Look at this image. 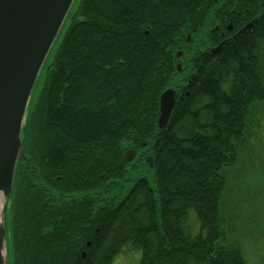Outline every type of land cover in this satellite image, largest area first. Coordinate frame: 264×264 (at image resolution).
<instances>
[{"label": "trees", "instance_id": "1", "mask_svg": "<svg viewBox=\"0 0 264 264\" xmlns=\"http://www.w3.org/2000/svg\"><path fill=\"white\" fill-rule=\"evenodd\" d=\"M231 6L79 0L23 130L10 198L15 264H113L130 244L141 264H247L223 226L246 231L260 205L253 172L264 151L250 144L264 130V10L221 50L197 44ZM169 87L180 96L160 129ZM140 166L152 180L138 175L110 200Z\"/></svg>", "mask_w": 264, "mask_h": 264}, {"label": "water", "instance_id": "2", "mask_svg": "<svg viewBox=\"0 0 264 264\" xmlns=\"http://www.w3.org/2000/svg\"><path fill=\"white\" fill-rule=\"evenodd\" d=\"M74 1L0 0V264H7L4 215L11 206L10 198L23 150L27 107L43 64ZM182 55L183 51L176 54L178 58ZM176 66L178 71L182 70L181 63ZM179 95L174 88L162 92L157 121L160 129L168 125ZM135 156L133 150L126 153L128 161ZM147 161L153 166L152 158Z\"/></svg>", "mask_w": 264, "mask_h": 264}, {"label": "rangeland", "instance_id": "3", "mask_svg": "<svg viewBox=\"0 0 264 264\" xmlns=\"http://www.w3.org/2000/svg\"><path fill=\"white\" fill-rule=\"evenodd\" d=\"M78 4H79V0H75L72 10H74L78 6ZM69 24H70V16L68 15L54 42L51 51L49 52L43 64V67L40 71L34 89L32 91L29 104L27 107L28 117L29 114L32 112V110L35 108L40 93H42L43 89L46 86L48 66L50 65L54 53L57 50ZM262 131L264 132V130L262 129L257 133L256 132L253 133L255 135L254 136L255 138L257 137L259 138L257 140L252 139L250 144V147L254 146L255 149L259 148L258 152L264 151V148H262L263 147L262 143L264 144V135H261ZM260 146L262 147L260 148ZM257 161L255 164L256 166L257 165L258 166L253 172L254 177L257 176L256 177L257 178L256 181L258 182L257 187L260 189V198H261L260 205L258 206V211H257V219L254 221L251 220L252 224L246 231L242 227L238 226L236 221L230 222V220H228L227 223L224 224L223 226L225 230V237H227L230 241H233L241 245L247 264H264V158L259 157L257 158ZM138 175L148 176L152 180L153 173L149 172L144 166H140L137 172H132L130 174L131 177L130 181L125 182L121 187L115 189V191H112L108 195V198L110 200H114L115 202L119 201V199L122 198V196L126 193L129 186L132 184V180L135 179L136 176ZM243 175L245 176L246 174ZM237 181L238 180L236 179L230 180V183H233L236 186V189H237V184H236ZM231 194L232 193L228 192L226 195V199H228L231 196ZM232 202L233 201L231 199H228V205L231 204ZM11 208L12 207H9L4 215L5 228H6L5 247H6L7 264H15V246L13 242L14 226L12 221L13 211ZM254 226L256 230H254ZM197 230H199V223L196 221V224L193 225V231L195 232ZM253 231H255V234H257L256 237L257 240L254 241H253L254 235L251 234ZM141 258H142V250L130 244L125 246L123 250L114 258L113 264H141Z\"/></svg>", "mask_w": 264, "mask_h": 264}, {"label": "flooded vegetation", "instance_id": "4", "mask_svg": "<svg viewBox=\"0 0 264 264\" xmlns=\"http://www.w3.org/2000/svg\"><path fill=\"white\" fill-rule=\"evenodd\" d=\"M238 4L239 9H237ZM221 5L224 6V3ZM263 10L264 0H232V6L230 9L232 15L227 16L226 9L222 10L218 16V20H220L221 24L217 23L210 29L209 33H203L197 38L199 52H202L201 50H203V52L207 50L212 53L214 48L224 45L230 39L235 38L238 32L246 25L250 24L251 27L253 24L252 22L254 20L256 21ZM254 11L258 12L252 16ZM191 59L192 58L186 55L182 61H189Z\"/></svg>", "mask_w": 264, "mask_h": 264}]
</instances>
